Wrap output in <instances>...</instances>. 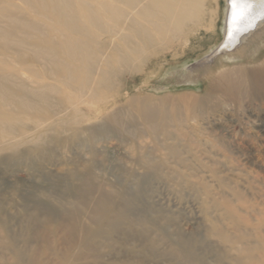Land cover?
<instances>
[{"label":"bare ground","instance_id":"obj_1","mask_svg":"<svg viewBox=\"0 0 264 264\" xmlns=\"http://www.w3.org/2000/svg\"><path fill=\"white\" fill-rule=\"evenodd\" d=\"M251 3L250 26L235 32L230 0H0V163L45 159L68 168L23 196L31 230L21 241L0 203V264H264V207L233 188L217 199L208 176L192 170V145L169 130L176 117L165 102L125 87L151 60L168 51L185 59L210 35L198 64L212 60L210 51L249 58L208 76L195 104L239 95L262 102L264 3ZM185 62L180 77L197 81L196 62ZM113 139L130 165L119 173L103 159ZM207 172L229 187L216 169ZM151 180L198 197L201 237L184 229L185 207L153 199ZM109 244L129 260L104 254Z\"/></svg>","mask_w":264,"mask_h":264},{"label":"rangeland","instance_id":"obj_2","mask_svg":"<svg viewBox=\"0 0 264 264\" xmlns=\"http://www.w3.org/2000/svg\"><path fill=\"white\" fill-rule=\"evenodd\" d=\"M219 30L220 33L224 32L225 25L220 24ZM209 37L210 35L200 43H194L195 49H188L185 59L180 61L172 60L170 51L167 52L165 59L151 60L142 71L127 75L125 87L131 97L146 96L165 102L167 110H170V114L176 117L169 130L180 132L181 138L192 145L195 150L191 161L192 170L208 176L212 192L217 199L224 195V191L232 193L233 188L250 199L254 206L259 203L264 207V99L261 102L257 98V100L252 99L245 95H239L235 99L220 96L218 99L208 98L195 104L196 99L207 90L208 76L223 70L225 63L239 65L246 63L249 58L246 52L239 59L232 60L223 53L215 54V51H210L209 58L212 57V60L205 63L206 65L198 64L202 61H195L199 53L208 52L216 39ZM223 40L224 37L219 41V46ZM186 60L190 63L196 62V69L191 75L197 80L195 82H184V78L180 77V72L186 70V65H184ZM153 86H161V88L157 91L152 89ZM106 146L103 159L105 158L104 160L113 166H118L115 169L116 173L124 171L121 166H128V164L125 152L119 147L118 141L113 139ZM52 162L39 159L30 163L22 160L0 163V203H2L3 211H12L11 215L14 218H11L9 223L19 241L31 230V226L21 219L20 215L22 208L19 205L22 203L23 196L44 180L54 179L57 174H66L68 170L64 165L55 167ZM208 167L216 169L217 174L223 177L229 187L219 183L216 176L213 177L215 173H202V170L209 169ZM154 185L156 187L153 199L158 200L157 203L161 202L163 206L169 204L172 207L176 205L185 207L184 213L187 220L183 222L184 229L188 233H197L198 237H201L205 226L196 210V207L200 206L198 197L189 189L180 190L173 183L159 182L156 184L155 180H151L149 186ZM17 206L20 209L16 208ZM222 214L216 211L214 216ZM23 245L24 243H21V246ZM117 250L118 246L109 244L105 249L106 252L103 253L122 254ZM121 254V263L127 262L129 257ZM105 258L108 261L117 259L110 255ZM87 263L93 264L94 262L88 259L85 264Z\"/></svg>","mask_w":264,"mask_h":264},{"label":"snow or ice","instance_id":"obj_3","mask_svg":"<svg viewBox=\"0 0 264 264\" xmlns=\"http://www.w3.org/2000/svg\"><path fill=\"white\" fill-rule=\"evenodd\" d=\"M231 8H232V24L234 26V31L239 32L241 31V23L247 22L250 26V10L252 8L251 0H230ZM262 3H264V0H262ZM264 15V11L261 13ZM229 35H233L232 32L229 33Z\"/></svg>","mask_w":264,"mask_h":264}]
</instances>
